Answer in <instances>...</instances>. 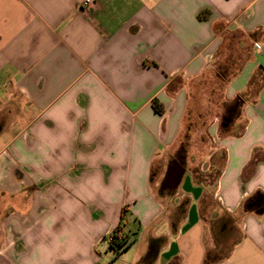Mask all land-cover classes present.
<instances>
[{"label": "crops", "instance_id": "obj_1", "mask_svg": "<svg viewBox=\"0 0 264 264\" xmlns=\"http://www.w3.org/2000/svg\"><path fill=\"white\" fill-rule=\"evenodd\" d=\"M80 1L0 0V264H205L208 218L231 244L213 264H264V0ZM232 35L253 38L217 105L245 98L223 132L191 89ZM124 208L134 242L116 255Z\"/></svg>", "mask_w": 264, "mask_h": 264}, {"label": "rangeland", "instance_id": "obj_2", "mask_svg": "<svg viewBox=\"0 0 264 264\" xmlns=\"http://www.w3.org/2000/svg\"><path fill=\"white\" fill-rule=\"evenodd\" d=\"M231 37L230 36L225 37V42L223 44L219 57L217 58L216 67H218L220 64L224 66L225 65L224 63H226V61L229 59H233V58L242 59L244 55L243 53L246 54L247 51L248 53L250 52L249 49L250 42L248 43L250 39L248 41H247L248 38L245 40L244 39L241 40V37L239 35H232ZM231 41H234L235 43L237 42L238 44L240 43L242 49L240 51L238 50L236 51L235 49H232L230 43ZM237 54H241V57L240 55H238L237 57ZM235 63L238 64L237 61ZM191 95H192L191 103L192 105L196 106V109L198 108L200 114H206V113L208 114L209 117H204L206 121H209L208 119L211 117L213 119L214 116H218L219 118L222 117L221 122L223 121V118L226 116L224 113L225 111L219 113L217 109V105L219 101L222 100L221 98L222 89L218 85L216 79L214 80V79L206 78V80L196 81L195 83L192 84ZM200 132L202 133V131ZM222 162H223V156L222 154H220L219 156H217L216 167L212 170L211 174L205 175L203 179L208 178L206 179L207 181L213 182L214 179L216 178L218 169L221 167ZM211 205L215 207V204L212 203ZM207 223H208L207 226L209 228L208 243L209 244L211 243L210 233H213V235L217 237L220 243L219 247L222 248V254L223 253L225 254L229 250L231 244L228 241H222L223 239L220 236V230L222 228V224L219 222H214L212 218H208Z\"/></svg>", "mask_w": 264, "mask_h": 264}, {"label": "trees", "instance_id": "obj_3", "mask_svg": "<svg viewBox=\"0 0 264 264\" xmlns=\"http://www.w3.org/2000/svg\"><path fill=\"white\" fill-rule=\"evenodd\" d=\"M199 19H203L202 14L199 16ZM253 38L252 36H249V39ZM250 53V52H249ZM248 51L245 53H243V58L242 59H229L226 61V63H224L225 65H219L218 67H216V71H215V76H216V80L218 82V85L220 86V88L223 90L224 86L229 82V80L238 73V71L240 70V68L242 67V65L244 64V62L247 60L248 56H249ZM238 55L241 54H237ZM238 62L235 63V62ZM256 89V88H255ZM255 91V90H254ZM245 98L243 97H238L232 104H226L223 103L224 106V111H225V117L223 118L222 121V131L224 132L225 130L228 129V127L230 126V124L232 123V120L239 115L240 112V108L242 106V104L244 103ZM155 111L161 115L163 113L162 110H159L157 107H155ZM193 126H196L195 123H190V127L188 130H190V128H192ZM188 130L185 134V138L183 140V143L181 144L180 147V151L178 153V156L176 157L175 161H181L182 159H184V155L187 154V149H188V141H187V135H188ZM258 161V156L257 154L253 157V161L251 166H249V168L247 169V172L245 175L250 174V172L253 169L254 163H256ZM261 195L258 194L256 196H254L252 199H250L247 203H246V207L248 209H252L253 207H255L258 202L261 199ZM126 208H124L122 210L121 213V221L119 224V227L115 229V231H113L110 236L112 237V242L109 244L110 248L112 250H114L116 252V255H120V253L122 251L127 250L134 241L130 242L128 237H125L122 234V225L124 222V217H125V213H126ZM220 247L218 246L216 252L213 253H209V255H207L206 259H205V264H213L218 260H222L226 257L227 253L229 251H227L225 254H222V248L221 250L219 249ZM221 258V259H220Z\"/></svg>", "mask_w": 264, "mask_h": 264}, {"label": "water", "instance_id": "obj_4", "mask_svg": "<svg viewBox=\"0 0 264 264\" xmlns=\"http://www.w3.org/2000/svg\"><path fill=\"white\" fill-rule=\"evenodd\" d=\"M182 170L180 164L177 161H174V164L168 170V178L164 185L168 186L170 190L177 189L180 180H181ZM258 207L261 206V200L257 204ZM260 212V211H259ZM262 212V211H261ZM263 213V212H262Z\"/></svg>", "mask_w": 264, "mask_h": 264}, {"label": "built area", "instance_id": "obj_5", "mask_svg": "<svg viewBox=\"0 0 264 264\" xmlns=\"http://www.w3.org/2000/svg\"><path fill=\"white\" fill-rule=\"evenodd\" d=\"M94 0H81L78 4L79 9H85V10H89L92 8ZM255 48L256 50H260L261 46L259 44H255ZM107 241L109 242V244L112 242V237L109 236Z\"/></svg>", "mask_w": 264, "mask_h": 264}, {"label": "flooded vegetation", "instance_id": "obj_6", "mask_svg": "<svg viewBox=\"0 0 264 264\" xmlns=\"http://www.w3.org/2000/svg\"><path fill=\"white\" fill-rule=\"evenodd\" d=\"M177 162H178V164H180V166L182 165V161H177ZM173 164H174V163H173ZM173 164H172V165H173Z\"/></svg>", "mask_w": 264, "mask_h": 264}]
</instances>
